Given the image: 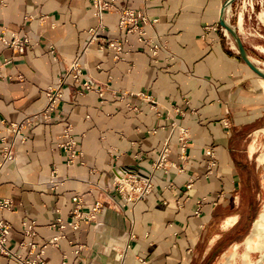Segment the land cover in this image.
<instances>
[{"label":"crops","instance_id":"crops-1","mask_svg":"<svg viewBox=\"0 0 264 264\" xmlns=\"http://www.w3.org/2000/svg\"><path fill=\"white\" fill-rule=\"evenodd\" d=\"M225 1L116 0L105 16L101 44L126 36L118 27L124 9L157 17L156 30L169 41L168 50L155 58L130 36L132 51L122 61L98 47L84 53L89 30L97 25L91 0L0 3V27L33 39L23 53L0 42V121L17 122L41 111L47 88L59 84L76 58L84 75L106 88L104 97L79 95L69 79L57 111L27 130L16 163L0 169V201L13 204L0 211V220L13 225L12 252L30 258L21 243L41 248L59 236L58 246L46 250L48 264H214L228 248H263L264 238L251 248L248 241L264 200V79L240 58L220 26ZM250 58L260 68V61ZM174 106L185 116L175 115ZM173 120L192 138L183 173L157 172L147 200L106 205L95 223L83 222L78 230L54 227L58 219H70L76 195L86 201L85 212L97 200L108 201L94 185L111 186L118 170L139 165V154L149 168L169 138L170 159L179 163ZM69 125L83 153L73 165L59 145ZM207 148L218 155L210 178L205 177ZM53 170L62 183L56 189L50 182ZM24 221L36 223L34 238L25 235ZM248 258L243 253L242 263ZM0 264L21 263L0 256Z\"/></svg>","mask_w":264,"mask_h":264},{"label":"built area","instance_id":"built-area-1","mask_svg":"<svg viewBox=\"0 0 264 264\" xmlns=\"http://www.w3.org/2000/svg\"><path fill=\"white\" fill-rule=\"evenodd\" d=\"M149 2L151 0H143ZM94 16L97 20V25L89 30L90 39L84 49V53L88 52L93 47H98L99 50H107L116 61H122L125 55L132 51L133 43L130 36H136V41L139 44L147 46L153 57H157L161 51H166L169 48V41L162 36L156 30V26L159 23L157 17H152L146 11L135 9H124L120 13L119 30L126 33L125 37H116L108 39L104 44H101V33L106 30L105 16L115 9L116 0H91ZM3 4V0H0ZM152 31V32H151ZM0 42L9 46L13 50L20 53L25 52L26 48L33 47V39L28 33L9 32L6 28L0 27ZM51 53L55 55L54 48L51 49ZM56 58V57H54ZM71 79L74 85L79 86V95L85 94V92H95L100 97H104L106 88L101 86L98 82L90 77L84 75L79 58H76L70 65L66 74L60 79L57 86L48 87L46 90V105L41 111L26 115L17 122H7L6 120L0 121V143L1 147V162L0 169L6 164H13L17 161L18 144L26 143L27 130L35 127V125L46 122L49 116L57 111V108L64 97L63 86L67 84V81ZM118 94H113L114 98H117ZM123 96V95H122ZM157 110V107H152ZM174 113L177 116H185L186 112L179 107L174 106ZM160 115V114H159ZM224 124L228 126L227 122ZM172 133L177 132L178 143L180 148L179 163L170 159V141L171 138L165 141L159 155L149 168H144L141 162L144 161V156L139 154L136 156L139 160V165L133 167H123L114 174L111 186L101 187L94 185V188L99 190L109 200H97L91 205L89 210L85 212L87 206L86 201L80 195H76L72 198L73 210L70 215V219L64 221L58 219L56 228L59 230H66L71 228L78 230L83 222L95 223L98 216L105 210L106 205L108 207L125 206L129 203H138L145 201L153 193L154 176L157 172H163L168 174L172 169H176L178 172L183 173L185 171V164L189 160L188 149L192 143L190 132L185 127L178 125L173 120L171 123ZM60 147L63 149L67 158V163L73 165L82 158L83 153L79 149L77 140L74 137V130L72 126H66L63 135L61 137ZM205 156L207 157V170L205 177L210 178L216 171L218 166V155L214 148H207L205 150ZM199 177L196 176L189 180L187 189L190 190L195 180ZM50 182L56 189L58 184H62L57 181L58 171L53 170L50 176ZM199 203V207H200ZM13 204L9 199H2L0 201V211L11 210ZM24 233L29 238H34L36 223L24 221L22 223ZM13 225L5 220H0V256H6L12 259H16L21 264H48L44 260L46 250L49 246L57 247L58 241L63 238L61 236L49 240L46 244L39 248L34 242L21 243V248H29L30 258H23L21 255L12 252L8 248L10 236L12 234ZM72 244L73 241L69 240Z\"/></svg>","mask_w":264,"mask_h":264},{"label":"rangeland","instance_id":"rangeland-1","mask_svg":"<svg viewBox=\"0 0 264 264\" xmlns=\"http://www.w3.org/2000/svg\"><path fill=\"white\" fill-rule=\"evenodd\" d=\"M234 2V9L231 10L230 6H228L226 9L227 22L234 28H237L239 15H244V25L242 26L243 29L240 28L239 23V28L241 30V35L239 33V36L241 39H243L242 41L247 48L248 55L260 61V68L264 70V65L262 64V62H264V0H235ZM241 18L242 15L240 20ZM236 30L238 31V29ZM224 31L229 41L231 37L226 30ZM231 40L232 41L229 42L236 49L235 41L232 38ZM258 61L257 63L259 64ZM261 184L264 185V172L261 174ZM259 211V215L264 213V200L260 203ZM228 250L229 248L224 250V252L220 254V257L218 260H216V262H214V264H218L222 255ZM237 252L238 255L236 257L235 264H243L241 260L243 253H249V258L246 261V264H259L264 258V245L263 248H260L257 245V247L252 249L251 252H248L246 250L245 244H242L237 246Z\"/></svg>","mask_w":264,"mask_h":264},{"label":"water","instance_id":"water-1","mask_svg":"<svg viewBox=\"0 0 264 264\" xmlns=\"http://www.w3.org/2000/svg\"><path fill=\"white\" fill-rule=\"evenodd\" d=\"M235 0H226L222 10H221V17H220V26L226 30L230 37L235 41L236 43V47L238 49V53L240 55V58L245 62V64L253 71L255 72L258 76H260L261 78L264 79V70L259 68L257 65H255L253 63V61L251 60L250 56L248 55V52L245 48V45L241 39V37L239 36L238 31L236 30V28H234L232 25H230L227 22L226 19V9L228 6H232V4L234 3Z\"/></svg>","mask_w":264,"mask_h":264},{"label":"bare ground","instance_id":"bare-ground-1","mask_svg":"<svg viewBox=\"0 0 264 264\" xmlns=\"http://www.w3.org/2000/svg\"><path fill=\"white\" fill-rule=\"evenodd\" d=\"M242 23H243V17L240 20V28L241 29H243ZM229 41H232L231 38L229 39ZM262 238H264V213L261 214L260 217L254 223V228L250 234V239L248 241L249 247L251 248L255 244L257 245L259 240H261ZM236 254H237V248L234 247L230 251H228L226 254L223 255V257H222L223 262L221 264H234ZM259 264H264V258H263V261H261Z\"/></svg>","mask_w":264,"mask_h":264}]
</instances>
